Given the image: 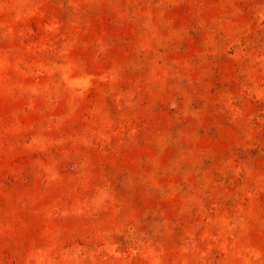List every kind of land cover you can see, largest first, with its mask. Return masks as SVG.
Returning <instances> with one entry per match:
<instances>
[{"label":"rangeland","instance_id":"374dc122","mask_svg":"<svg viewBox=\"0 0 264 264\" xmlns=\"http://www.w3.org/2000/svg\"><path fill=\"white\" fill-rule=\"evenodd\" d=\"M0 264H264V0H0Z\"/></svg>","mask_w":264,"mask_h":264}]
</instances>
